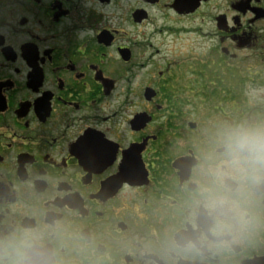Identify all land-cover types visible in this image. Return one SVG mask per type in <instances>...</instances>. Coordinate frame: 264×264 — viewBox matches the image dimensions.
<instances>
[{
	"label": "flooded vegetation",
	"instance_id": "1",
	"mask_svg": "<svg viewBox=\"0 0 264 264\" xmlns=\"http://www.w3.org/2000/svg\"><path fill=\"white\" fill-rule=\"evenodd\" d=\"M245 79L264 0H0V264H264V157L226 147Z\"/></svg>",
	"mask_w": 264,
	"mask_h": 264
},
{
	"label": "rangeland",
	"instance_id": "2",
	"mask_svg": "<svg viewBox=\"0 0 264 264\" xmlns=\"http://www.w3.org/2000/svg\"><path fill=\"white\" fill-rule=\"evenodd\" d=\"M164 34L167 37H171L170 35H167L166 33ZM186 36L189 38L195 39V37H192L191 35H186ZM186 36H183V38ZM163 38L165 37L163 36ZM196 41L193 43L192 46H189L190 43L188 42L181 43L183 44L182 51H184V53L180 52L179 56L182 57L184 55H190L192 52H195L196 54H199L200 52L207 53V51H205L207 48L206 47L207 45L204 44V38H199ZM192 48L195 50L194 51L187 50V49H192ZM247 64L248 62L244 64V67H246ZM225 80H226V77L224 78L223 82ZM227 83H228V79H227ZM243 87L244 89L241 88L238 93V96H239L238 103L234 105L235 102H233V100L230 101L229 109L232 108L230 110L232 112L230 115L232 118H241L244 116L243 120H245L246 123H249L252 125L254 121L260 116V115L258 116L260 112L253 105H257L259 104V102L264 105V96L259 97L262 93L264 95V88L260 87V89H256L254 88L255 84L246 79L243 82ZM227 90H229L232 95L237 93L233 88H227ZM222 98L224 99L227 98V95H224V96L222 95ZM212 102H213L212 100H209L207 102H204V104H201L199 100L197 99V108H196L197 113H193L191 117L198 119V121H200L202 125L204 122H206V120L209 121L211 119H218L219 116L227 118L226 115L229 114L228 113L229 110H228V106L224 104H223L224 105L223 109L219 111L220 115L216 114L215 111L214 112L212 111V117H211L209 111L212 109L210 107V104ZM222 102L223 101H221L220 103ZM213 103H215V101Z\"/></svg>",
	"mask_w": 264,
	"mask_h": 264
},
{
	"label": "clouds",
	"instance_id": "3",
	"mask_svg": "<svg viewBox=\"0 0 264 264\" xmlns=\"http://www.w3.org/2000/svg\"><path fill=\"white\" fill-rule=\"evenodd\" d=\"M226 147L232 153L264 157V125L239 123L226 132Z\"/></svg>",
	"mask_w": 264,
	"mask_h": 264
}]
</instances>
